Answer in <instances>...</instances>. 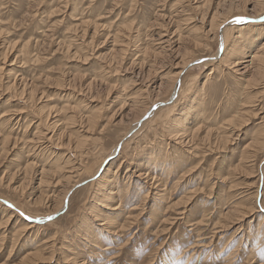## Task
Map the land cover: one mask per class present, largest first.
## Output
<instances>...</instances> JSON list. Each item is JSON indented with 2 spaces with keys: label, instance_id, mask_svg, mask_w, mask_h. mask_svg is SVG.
<instances>
[{
  "label": "rangeland",
  "instance_id": "1",
  "mask_svg": "<svg viewBox=\"0 0 264 264\" xmlns=\"http://www.w3.org/2000/svg\"><path fill=\"white\" fill-rule=\"evenodd\" d=\"M263 43L264 0H0V264H264Z\"/></svg>",
  "mask_w": 264,
  "mask_h": 264
},
{
  "label": "bare ground",
  "instance_id": "2",
  "mask_svg": "<svg viewBox=\"0 0 264 264\" xmlns=\"http://www.w3.org/2000/svg\"><path fill=\"white\" fill-rule=\"evenodd\" d=\"M237 22H233V24H236ZM244 23V22H243ZM238 25H239V23H238ZM224 42V41H223ZM222 42V43H223ZM264 44V43H263ZM223 47V46H222ZM262 48V47H261ZM261 48H259V49H261ZM223 52V51H222ZM221 54V53H220ZM258 54V52L256 53V54H254L255 56H252V58L253 59H251L250 61H244L243 63H247V65H245L244 66V68L246 67H249V66H251L252 64H253V61H255V60H257L258 61V64L259 65H263L264 64V52L263 53H261L259 56L257 55ZM215 58V57H214ZM217 58V57H216ZM240 58H235L234 60L232 59V62H231V65H232V67H235V66H239V65H241L239 62H240ZM216 61V60H215ZM258 68H259V66H258ZM262 68V67H261ZM263 69H264V67H263ZM210 71H212V69L210 70ZM162 87V86H161ZM175 92V91H174ZM234 120V119H233ZM136 128V127H135ZM132 129H134V128H132ZM132 129H130V130H132ZM187 132V131H186ZM258 140V139H257ZM254 141V140H253ZM256 141V140H255ZM257 142V141H256ZM253 143H255V142H253ZM117 151V150H116ZM113 156H111V157H115L116 156V153H113L112 154ZM118 155V154H117ZM107 172V171H106ZM106 175V174H105ZM104 176V175H103ZM99 177V176H98ZM106 177V176H105ZM110 183V182H109ZM108 186H109V184H108ZM9 219V218H8ZM29 219V218H28ZM33 223V222H32ZM32 227V226H31ZM2 250V249H1Z\"/></svg>",
  "mask_w": 264,
  "mask_h": 264
},
{
  "label": "snow or ice",
  "instance_id": "3",
  "mask_svg": "<svg viewBox=\"0 0 264 264\" xmlns=\"http://www.w3.org/2000/svg\"><path fill=\"white\" fill-rule=\"evenodd\" d=\"M235 22H237V23H240V22H242V21H240V20H237V21H235ZM21 215H24L23 213H21ZM27 218V217H26ZM51 219V218H50Z\"/></svg>",
  "mask_w": 264,
  "mask_h": 264
}]
</instances>
